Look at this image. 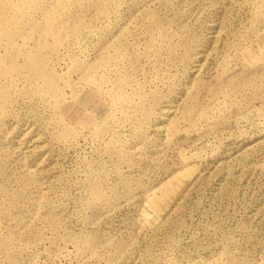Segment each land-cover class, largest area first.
<instances>
[{"label":"rangeland","instance_id":"1","mask_svg":"<svg viewBox=\"0 0 264 264\" xmlns=\"http://www.w3.org/2000/svg\"><path fill=\"white\" fill-rule=\"evenodd\" d=\"M0 264H264V0H0Z\"/></svg>","mask_w":264,"mask_h":264}]
</instances>
